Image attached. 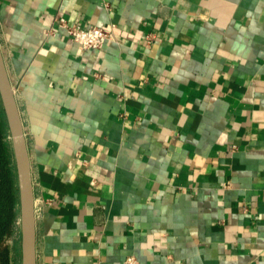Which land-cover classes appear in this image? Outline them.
Masks as SVG:
<instances>
[{
	"label": "crops",
	"instance_id": "0c3cea01",
	"mask_svg": "<svg viewBox=\"0 0 264 264\" xmlns=\"http://www.w3.org/2000/svg\"><path fill=\"white\" fill-rule=\"evenodd\" d=\"M0 49L36 264H264V0H0Z\"/></svg>",
	"mask_w": 264,
	"mask_h": 264
},
{
	"label": "water",
	"instance_id": "95a60500",
	"mask_svg": "<svg viewBox=\"0 0 264 264\" xmlns=\"http://www.w3.org/2000/svg\"><path fill=\"white\" fill-rule=\"evenodd\" d=\"M0 103L6 120L16 175L20 264H36V217L30 160L22 120L0 49Z\"/></svg>",
	"mask_w": 264,
	"mask_h": 264
},
{
	"label": "trees",
	"instance_id": "16d2710c",
	"mask_svg": "<svg viewBox=\"0 0 264 264\" xmlns=\"http://www.w3.org/2000/svg\"><path fill=\"white\" fill-rule=\"evenodd\" d=\"M18 217L16 175L9 150V133L0 103V264H13L9 247L3 243L7 237L14 235Z\"/></svg>",
	"mask_w": 264,
	"mask_h": 264
},
{
	"label": "built area",
	"instance_id": "2783aa9c",
	"mask_svg": "<svg viewBox=\"0 0 264 264\" xmlns=\"http://www.w3.org/2000/svg\"><path fill=\"white\" fill-rule=\"evenodd\" d=\"M57 25L63 28L67 35L79 45L81 49H98L109 38L110 32L98 26L84 27L78 22L69 23L64 17H56ZM36 215V209H35ZM19 220H17V225ZM122 264H141L134 256H127Z\"/></svg>",
	"mask_w": 264,
	"mask_h": 264
},
{
	"label": "rangeland",
	"instance_id": "374dc122",
	"mask_svg": "<svg viewBox=\"0 0 264 264\" xmlns=\"http://www.w3.org/2000/svg\"><path fill=\"white\" fill-rule=\"evenodd\" d=\"M9 150H10V156H11V161L14 166V161H13V154H12V149H11V143L9 139ZM3 245H6L9 247L10 250V261L13 264H20V233H19V224L16 227V231L13 236L7 237L4 240ZM15 250H14V246Z\"/></svg>",
	"mask_w": 264,
	"mask_h": 264
}]
</instances>
